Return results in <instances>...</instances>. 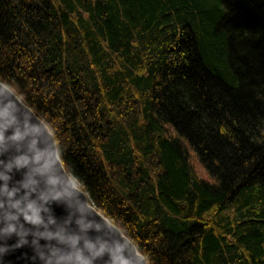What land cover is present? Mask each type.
<instances>
[{
  "label": "trees",
  "instance_id": "trees-1",
  "mask_svg": "<svg viewBox=\"0 0 264 264\" xmlns=\"http://www.w3.org/2000/svg\"><path fill=\"white\" fill-rule=\"evenodd\" d=\"M0 81L150 264H264V0H0Z\"/></svg>",
  "mask_w": 264,
  "mask_h": 264
},
{
  "label": "water",
  "instance_id": "water-1",
  "mask_svg": "<svg viewBox=\"0 0 264 264\" xmlns=\"http://www.w3.org/2000/svg\"><path fill=\"white\" fill-rule=\"evenodd\" d=\"M0 126V264H113L120 255L138 264L134 244L94 208L64 166L58 171L45 123L2 86ZM29 204L39 223L24 219L33 215ZM9 226L15 231L6 233Z\"/></svg>",
  "mask_w": 264,
  "mask_h": 264
},
{
  "label": "clouds",
  "instance_id": "clouds-1",
  "mask_svg": "<svg viewBox=\"0 0 264 264\" xmlns=\"http://www.w3.org/2000/svg\"><path fill=\"white\" fill-rule=\"evenodd\" d=\"M0 86L8 89V91L13 93L14 95H17V93L11 89V86L7 82L0 81ZM0 127H3V126H0ZM49 133H50L51 136L54 135V132H50V130H49ZM18 137H19V134L16 133V134H14L12 139H17ZM2 138H3L2 137V133H0V139H2ZM20 162L21 161H17V163H20ZM54 162H55L56 165H58V171L60 172L61 169H62V166H63V161L59 158V153L58 152L55 154ZM28 207H29V209H31L33 211V215L29 216V215L25 214L24 219L26 221H31L32 223H39V218L35 214L36 210L32 208L31 204H29ZM112 227H114V228H116L118 230V228L116 227L115 221H113ZM4 231L6 233H11V232L15 231V229L12 226H9ZM19 234L21 235V237H23V235H24L23 232H21ZM23 242H24L23 239H21L20 243H23ZM16 246H18V245H16ZM89 247H91V246H89ZM103 250L104 249L101 248L99 251H97L94 254L98 255ZM117 251L122 253L123 249L122 248L121 249H117ZM130 251H131V256L136 258L138 264H150V262L148 261L145 253L140 251V249L138 247H134V249H132ZM116 260H119V264H131L130 259L124 258L123 255H120L118 257H113V264H115ZM85 264H88V262L86 261Z\"/></svg>",
  "mask_w": 264,
  "mask_h": 264
}]
</instances>
